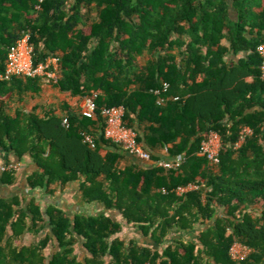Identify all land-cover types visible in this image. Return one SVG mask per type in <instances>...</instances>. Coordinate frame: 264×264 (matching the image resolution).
Masks as SVG:
<instances>
[{
  "label": "trees",
  "instance_id": "trees-1",
  "mask_svg": "<svg viewBox=\"0 0 264 264\" xmlns=\"http://www.w3.org/2000/svg\"><path fill=\"white\" fill-rule=\"evenodd\" d=\"M25 32L37 65L60 56L52 84L72 97L98 94L97 117L70 107L64 117L12 113L45 80L0 82V163L28 159L33 191L53 196L77 183L83 204L105 210L70 216L36 199L24 207L0 198V264H264V0H0V73ZM166 83L168 93H153ZM111 107L125 108V125L154 162L184 157L183 165L130 160L102 134V110ZM212 134L221 138L217 167L201 155ZM17 174L2 175L14 184ZM191 184L200 189L176 193ZM128 227L142 241L124 238ZM80 243L85 261L75 253ZM236 243L252 249L246 261L232 260Z\"/></svg>",
  "mask_w": 264,
  "mask_h": 264
},
{
  "label": "built area",
  "instance_id": "built-area-1",
  "mask_svg": "<svg viewBox=\"0 0 264 264\" xmlns=\"http://www.w3.org/2000/svg\"><path fill=\"white\" fill-rule=\"evenodd\" d=\"M42 1V0H41ZM41 8L38 7V10ZM31 32L23 33L22 37L11 49L4 72L0 73V82H12L16 78L23 79H41L45 81L57 82L59 80L60 71V56H54L49 58L45 63H35V46L31 42ZM259 56L262 59L261 64V78L264 80V44L260 45L257 50ZM170 84L166 83L162 90L153 91L157 96L168 93ZM98 94L93 97L84 98V105L81 109L80 115L83 118L95 120L97 117L98 106L96 99ZM179 98H175V101H179ZM166 103V99L160 98L158 105ZM126 110L124 107H111L104 108L102 110V116L105 121L103 135L107 140L121 145L124 150L135 159L158 167L171 170L177 169L185 162L184 157H180L171 161L154 162L152 160V154L147 151L143 145L138 141V132L132 128H129L124 123ZM64 126L70 127L68 119L64 120ZM252 131L250 129L245 130V134L249 135ZM218 138V141H215ZM245 142V137L241 139L237 148H239ZM85 143L90 145L93 149L96 148V138L94 134L85 135ZM221 148V138L217 134H212L208 142H205L202 147L201 155L208 157L211 165L217 167L220 163L219 154ZM22 168L21 163H0V174L19 172ZM200 186L189 185L185 187H179L176 193L179 196H184L187 193L197 191ZM164 193H168L164 191ZM252 253V249L242 243H236L231 248L230 255L234 262L246 261Z\"/></svg>",
  "mask_w": 264,
  "mask_h": 264
},
{
  "label": "crops",
  "instance_id": "crops-1",
  "mask_svg": "<svg viewBox=\"0 0 264 264\" xmlns=\"http://www.w3.org/2000/svg\"><path fill=\"white\" fill-rule=\"evenodd\" d=\"M224 45L228 46V41L225 40ZM83 105L84 98L72 97L71 93L61 91L58 87H56V85L52 84L50 81H44L43 90L41 94L36 95L30 93L28 96L25 97V101L22 103L21 108H25L30 111L34 110L35 108H38V114H40L41 117H43L44 113L49 110H53L59 116L64 117L66 116L69 107L73 111L80 113ZM127 156L130 160H133L138 164L142 163L134 157H131L129 155ZM162 156L166 157V152H164ZM20 163L22 164V168L18 172V180L14 184L6 183L4 181L3 175L0 174V198L13 199L18 197L22 201L24 207H27L32 201V199H36L44 210L50 206H55L59 209L66 211L70 216H73L76 213H83L88 216L96 215L99 212L105 210L103 205L83 204L81 201L79 185L77 183L69 185L64 191L58 189L56 194L53 196L47 194L43 190L33 191L28 187L27 179L36 171V168L28 159ZM126 165H128V162H123V166ZM143 165L151 164L144 163ZM54 189H56L55 186ZM127 229L124 231V234L122 236L124 238H132V235H129V233H133L132 230L129 229V227ZM134 231L135 237L142 241L143 237L136 232L137 230ZM184 236L186 239L190 238L189 234H185ZM44 237H46V235H42L40 239ZM33 241L34 238L31 234H27L23 238V244L27 246L32 245ZM54 245V243H51L49 245V248L47 250L48 256L56 252V246L54 247ZM75 253L78 256L79 261H85L87 254L83 248L82 243L76 246Z\"/></svg>",
  "mask_w": 264,
  "mask_h": 264
},
{
  "label": "rangeland",
  "instance_id": "rangeland-1",
  "mask_svg": "<svg viewBox=\"0 0 264 264\" xmlns=\"http://www.w3.org/2000/svg\"><path fill=\"white\" fill-rule=\"evenodd\" d=\"M22 107V103L16 99L14 103L11 104V112L14 113V111L17 109V108H21ZM215 141H218V138H215ZM132 234L129 233V235H132V238L134 237L135 238V235H134V230H132ZM138 233V231H136Z\"/></svg>",
  "mask_w": 264,
  "mask_h": 264
}]
</instances>
